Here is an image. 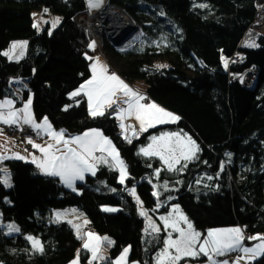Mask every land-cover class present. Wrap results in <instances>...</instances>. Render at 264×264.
Masks as SVG:
<instances>
[{
  "label": "trees",
  "instance_id": "1",
  "mask_svg": "<svg viewBox=\"0 0 264 264\" xmlns=\"http://www.w3.org/2000/svg\"><path fill=\"white\" fill-rule=\"evenodd\" d=\"M258 1L110 0L143 29L142 39L123 51L106 39L103 50L112 70L131 84L143 83L151 101L179 116L178 122L128 137L129 143L117 104L92 116L84 94L70 95L92 74V34L75 20L89 9L88 0H0V98L21 105L33 97L35 117L49 118L70 136L100 129L129 172L121 184L119 170L100 165L75 192L34 163L7 160L12 185L3 183L0 167V264H69L78 256L87 264L91 253L73 225L53 219V210L72 206L86 213L92 231L112 238L110 254L93 264H114L129 245L131 259L155 264L168 231H145L131 186L151 213L159 211V199L163 212H169V203H178L201 237L210 229L237 226L244 227L246 238L264 234V34L252 28ZM41 9L62 17L58 27H33V14ZM16 39L26 40L28 49L26 56L12 60L2 53ZM235 56L240 59L231 62ZM254 66L258 76L252 87L245 86L242 74ZM18 78L23 81H14ZM169 131L191 137L198 146L183 171L170 172L159 157L140 151L151 137ZM154 181L159 197L153 195ZM165 183L172 188L165 190ZM105 205L118 210H104ZM13 221L18 233L7 232V222ZM29 236L40 241L42 252ZM251 264H264V254Z\"/></svg>",
  "mask_w": 264,
  "mask_h": 264
},
{
  "label": "snow or ice",
  "instance_id": "2",
  "mask_svg": "<svg viewBox=\"0 0 264 264\" xmlns=\"http://www.w3.org/2000/svg\"><path fill=\"white\" fill-rule=\"evenodd\" d=\"M89 8L99 7L102 0H88ZM206 7V5H199ZM47 9L44 12L47 13ZM35 15V14H33ZM59 18L52 21V28L59 24ZM48 23V21H44ZM34 28H38L39 24L34 23ZM51 34V33H50ZM27 42L19 44L14 43L11 49L2 53L9 59H19L23 56V49L26 47ZM94 47V44L89 45ZM245 46L254 47V43L245 42ZM19 48L21 51L15 55L13 53ZM159 67V66H158ZM227 67V61H225ZM92 76L80 88L71 93V96H78L83 93L88 98L90 114L92 116L104 115L106 106H111L115 103L114 97L118 92H122L127 99L124 103L126 108H117V116L123 121L126 118L134 117L139 123L140 132L147 131L148 128L155 127L157 124H165L175 122L179 117L174 116L172 113L160 108L155 103L143 104L144 96L131 89L115 74H109L107 67L100 64L98 58L91 66ZM30 103L24 105L21 109H15L13 101L10 99L0 100V124L9 127L22 125L30 126L37 134H47L54 143L42 146L34 143L31 139L27 143L31 144L33 148L38 149L42 153V157L38 160L35 156L32 157V163L36 164L45 174L60 177L69 187L73 185L75 180H83L84 173L91 172L95 175V169L98 163L109 164L110 167L118 169L120 173V183L123 184L127 176V170L123 161L119 158V153L112 145V142L98 130H90L81 136L65 139L64 131L59 132L52 129L51 124L45 117L42 123H37L30 111ZM122 129L132 128L131 125L125 126L122 122L120 124ZM22 130V129H21ZM3 129H0L2 132ZM135 135V129H132ZM131 143V139L125 136ZM152 143L147 147L141 148V153L145 156H157L166 165L168 171H183L187 167V161L195 158L196 152L199 150L195 141L191 137L181 135V133H162L159 136L151 137ZM62 145L63 147H58ZM74 145V146H73ZM10 151L7 144L0 145V161L4 159H25V157L18 153H13L11 156L4 155L3 153ZM101 153L100 156L95 153ZM107 153V157L103 155ZM108 157H111L109 161ZM184 161L185 163H181ZM180 165V168L176 166ZM155 174L159 176V170ZM3 183L9 185L10 175L7 170H4ZM211 179V177H208ZM168 190L167 183L162 186ZM131 194L135 196V189L131 190ZM154 196L159 197L158 192H153ZM168 199H172L169 197ZM137 202L140 203L137 197ZM159 207V204L157 205ZM142 207V206H141ZM57 218L62 214L57 213ZM140 215L144 216L148 223L145 229L146 232L159 233L160 227L151 219L148 212L145 210L140 211ZM164 226L165 231L169 229L167 238L162 241L163 247L155 256V264H180V261L186 257L196 258L203 255L208 258L209 264H229L228 260L218 262L215 257L224 256L230 252H240L243 256H238L232 264H239L241 259L248 257L249 259L260 254H264V235H255L248 237L249 240L258 241L252 247L244 246L243 232L240 228H227L209 230L206 236L201 239V233L197 232L188 218L181 212L179 205H175L172 211L159 218ZM71 223V221H69ZM85 223H87L85 221ZM184 225L183 227L181 225ZM77 228L78 238L84 239L83 248L90 251L92 254V261L98 259H105L100 255V248L104 242L112 244L113 242L107 237H99L94 233H84L83 236L79 234V225ZM9 233L18 232L19 229L14 225H7ZM172 233H178L176 238H173ZM28 240L31 241L32 246L37 251H43V247L39 240L29 236ZM129 249L125 248L120 257L115 261V264H126ZM78 259L73 260L71 264H78ZM91 264V261H89Z\"/></svg>",
  "mask_w": 264,
  "mask_h": 264
},
{
  "label": "rangeland",
  "instance_id": "3",
  "mask_svg": "<svg viewBox=\"0 0 264 264\" xmlns=\"http://www.w3.org/2000/svg\"><path fill=\"white\" fill-rule=\"evenodd\" d=\"M110 0H107L101 7H108L109 5H108V2H109ZM262 3H264V0H262ZM100 7V8H101ZM114 8V7H113ZM116 8H114L113 10H115ZM48 10V9H47ZM97 12V10H94V11H88L87 10V12L86 11H84V12H79V14H77L76 16H75V20L77 21V23L83 28V29H86L87 30V28H84V26L85 27H87V22H90V21H87L88 20V18H89V16H92L93 14H95ZM34 14L35 15H33V21H34V23H38L39 24V27L37 28L39 31H41V30H43V29H45V28H47V26H48V29L50 30V31H52V30H54L56 27H58V25L62 22V17L59 15V14H55V13H53L51 10H48L47 11V13H45L44 12V9H41V10H36V12H34ZM262 17H264V11L262 12ZM56 18H59V20H60V22H59V24H57V26L55 27V28H52V21H54ZM132 18V17H131ZM260 22L258 23V24H260L261 22V29H259L260 31L262 30V32H264V19L263 18H261L260 17ZM44 21H48V23H44ZM91 23H92V25L93 24H96V25H99L101 22H99V21H92L91 20ZM135 23L137 24V28H135L134 30L132 29L131 31H130V33H132V32H134V33H136L137 35H138V40H134L133 38H131V37H129V32H127V35H122V37L120 38V39H110L106 34H104V35H102L101 34V36H99L98 34H96L93 30H91V34H92V43L91 44H95L96 45V48H97V50H99V54L100 55H104L105 56V54H104V50H103V47H104V44H105V41H106V39H108L109 41H111V43H113L114 45H115V47L116 48H118L119 50H126V49H128V48H130V47H132L134 44H136V43H138L142 38V35H143V29H142V27H140L139 25H138V23L135 21ZM95 26V25H94ZM96 27V26H95ZM97 28H100V26L98 27L97 26ZM22 42H27L26 40H24V39H16V40H14V41H12L11 43H10V46H8L4 51H3V53L4 52H7V51H9L10 49H11V46L14 44V43H16V44H19V43H22ZM27 49H28V43L26 44V47L23 49V56H26V52H27ZM21 50L19 49V48H17L16 50H15V52L13 53V55H14V57H15V55H17L19 52H20ZM92 54H94V52L92 53L91 52V54L89 55V59L91 60V55ZM23 56H21V57H19V59L20 58H23ZM105 59L107 60V58H106V56H105ZM12 60H17L16 58H13ZM225 61H227V59H224V65H225ZM108 63H109V61H108ZM109 66H110V64H109ZM227 67H229V64H228V61H227ZM110 70L111 71H114V70H112V68H111V66H110ZM116 72V71H115ZM247 77V74L246 73H244V74H242V79H241V81L244 83V81L247 79L246 78ZM14 81H16L17 83L18 82H22L23 80L21 79V78H18V79H15ZM130 86L135 90L136 89V91H138L139 92V94H141L142 96H144L145 97V99L144 100H142V102H144V104H148V103H153L151 100H150V98H149V95L148 94H146V92L144 91V84L143 83H140V82H136L135 84H131L130 83ZM71 94V93H70ZM118 98L119 97H117V100L115 101V103L114 104H112V105H115V104H117V106H116V108H122V105H123V103H121V101L120 100H118ZM123 101V100H122ZM111 105V106H112ZM108 107H110V106H108ZM106 111V110H105ZM104 111V112H105ZM119 121L122 123H124V120L123 121H121L120 119H119ZM129 125H133V127L132 128H129V131H128V133L130 134V132L132 133L133 131H132V129L134 128L135 130L137 129V126H136V123H134V121L133 120H129V123H128ZM2 128L4 129V126H2ZM26 129H30V128H26ZM121 130H122V132H123V135H125V136H127V135H129L128 133H125L124 134V131H123V129L121 128ZM6 132V134L10 137V136H14L16 139H18V136L19 135H17L16 134V132H8L7 130L5 131ZM136 133V132H135ZM142 133L143 132H137V134H135V136H140V135H142ZM164 133H177V131H169V132H164ZM178 133H181V132H178ZM183 133H181V135H182ZM161 135V134H160ZM105 137H107L111 142H112V140L108 137V136H105ZM128 137V136H127ZM29 138L28 137H26V138H20V139H18V141H22V142H25L26 143V148H27V150H29V151H31V150H33L32 149V145L31 144H29V143H27V140H28ZM42 139H44V137H42V138H40V139H38V140H42ZM31 140H36V139H33V138H31ZM150 143H152V141L150 142ZM149 143V144H150ZM148 144V145H149ZM112 145L114 146V144H113V142H112ZM115 148H116V150L118 151V148L116 147V146H114ZM118 153H119V151H118ZM197 154V153H196ZM196 156V155H195ZM119 158L123 161V163H124V165H125V167H126V170H127V176H126V179L124 180V183H126L127 182V179L129 178L128 177V175H129V172H128V166H126V164H125V162H124V160H123V158H122V156H120V154H119ZM182 162H184V161H182ZM164 165V164H163ZM166 166V165H165ZM179 165H177L176 167H178ZM118 170V169H117ZM9 174V173H8ZM10 175V174H9ZM119 177H120V173H119ZM4 178H5V176L3 177V180H4ZM154 183V186H156L155 187V189H154V192H158V188H159V183L158 182H156V181H154L153 182ZM168 183V182H167ZM9 185L11 186L12 185V182H11V175H10V180H9ZM77 186L78 185H76V187L75 188H71L72 190H74L75 192L76 191H80L79 189H77ZM167 187H168V189H171L172 188V186H170L169 184H167ZM135 189V196H133L132 194H131V190L132 189ZM129 193L132 195V197L135 199V201L137 202V197L139 198V196H138V192H137V189H136V187H129ZM159 193V192H158ZM169 197H173V196H169ZM139 201H140V203H138L137 202V204H138V206H139V208H140V211L143 209V210H145V211H147L148 212V215L151 217V219L160 227V229H161V231L160 232H163V230H165L164 229V226H163V223H162V221L159 219L161 216H166V215H168L171 211H172V208H173V206H175V205H179L178 203H176V202H172V204L171 203H169L170 205H169V207H171L170 208V210H169V212H163V199L162 200H158V204H159V211H157V212H154V213H151L145 206H144V204H143V202H142V200H141V198H139ZM142 206V207H141ZM179 208H180V210H181V212L187 217V215H186V213L184 212V210L182 209V207H180V205H179ZM103 209L104 210H107V211H109V210H111V211H117L118 210V208L117 207H115V206H113V205H105V206H103ZM53 219L55 220V222H56V220L57 221H65V222H69V221H71V224L73 225V227H74V230H75V232L77 233V228L75 227V225H79L80 226V229H79V234L81 235V236H83L84 235V233H87L88 232V230H90V228L88 227L89 226V223H90V221H89V218L87 217V215H86V213L84 212V211H82L79 207H75V206H72V207H66V208H57V209H55V210H53ZM57 213H61L62 215L59 217V218H57ZM145 218V217H144ZM188 218V220L190 221V219H189V217H187ZM146 219V218H145ZM85 221L87 222V223H85ZM191 222V221H190ZM147 223H148V221H147V219H146V227H147ZM9 224H12V225H14L16 228H18L19 229V231H20V227H19V225H17L14 221L13 222H7V225H9ZM182 227L184 226L183 224L181 225ZM146 229V228H145ZM194 229L197 231V229L194 227ZM211 230V229H210ZM18 231V232H19ZM168 231H171V230H168ZM209 230H207V232H208ZM7 232H9L8 231V228H7ZM17 232V233H18ZM11 233H16V232H11ZM148 233H150V230H149V232ZM152 234V233H151ZM259 235H264V234H259ZM103 237H107L109 240H111L112 241V238L111 237H109V236H107V235H102ZM172 236H173V238L174 237H177L178 236V233H172ZM167 238V237H166ZM253 241V242H252ZM250 242H252V243H257L258 241H254V240H251ZM83 243H84V239H83ZM113 244V243H112ZM112 244H108L107 242H104L102 245H101V247L102 248H100V255L101 256H103L104 258H107V256L110 254L109 253V251H110V247L112 246ZM125 248H128L129 249V252H128V255H127V260H126V264H141V262H139L137 259H134V258H130V256H131V253H132V251H131V246L129 245V246H126ZM124 248V249H125ZM123 249V250H124ZM122 250V251H123ZM122 251H121V253H122ZM121 255V254H120ZM120 255L118 256V257H120ZM235 256V255H234ZM118 257H116L115 259H114V261H113V263L115 264V261H116V259L118 258ZM91 259H92V254H91V257H90V260L89 261H91ZM104 259H98V260H95V262H100V261H103ZM218 261H221L220 260V258H218ZM95 262H93V263H95ZM198 262V261H197ZM89 263V262H88ZM201 263H203V264H205V262H201ZM185 264H193V263H191V262H189V260L188 261H186V263Z\"/></svg>",
  "mask_w": 264,
  "mask_h": 264
},
{
  "label": "crops",
  "instance_id": "4",
  "mask_svg": "<svg viewBox=\"0 0 264 264\" xmlns=\"http://www.w3.org/2000/svg\"><path fill=\"white\" fill-rule=\"evenodd\" d=\"M107 0H102V3H101V5L99 6V7H96V8H89V3H88V11H94V10H99L100 9V7L106 2ZM91 49V51H92V53L94 52V54H92L91 55V66H92V64L93 63H95L96 62V60H97V58H98V60H99V62H100V64H102V65H105L106 67H107V70H108V73L109 74H115L116 76H118L119 77V79L120 80H122L126 85H128L131 89H133L131 86H130V83L128 82V81H126L125 79H123L117 72H115V71H111L110 70V66H109V63H108V61L105 59V56L102 54V55H100L99 54V50H97V48H96V45L94 44V47H91L90 48ZM24 57V56H23ZM91 69V68H90ZM92 72V71H91ZM91 76H92V74H91ZM89 79H91V77L89 78ZM89 79H87V80H89ZM87 80H85L82 84H84ZM80 88V86L78 87V88H76L75 90H73L72 91V93L73 92H75V91H77L78 89ZM134 90V89H133ZM134 91H136V89L134 90ZM136 92H138V91H136ZM139 93V92H138ZM83 93H81L80 95H82ZM80 95H78V96H80ZM72 97H76V96H71V98ZM87 97V96H86ZM117 97H119L118 98V100H120L121 101V103H123V105H122V108H126L127 107V105L124 103V101L127 99V97H125L124 95H123V93L122 92H118L117 93V95L114 97V100L116 101L117 100ZM4 99H10V100H12L13 101V106H14V108L15 109H21V108H23L24 107V105L26 104V103H28V101L30 100L31 101V103H30V111H31V113H32V115H33V117L35 118V120H36V122L37 123H42V121H43V119L45 118H42L41 120H39L37 117H35V113H34V107H33V97H30L29 98V100H27V101H25L23 104H21V105H17V103H16V101L13 99V98H11V97H8V98H0V100H4ZM87 100H88V98H87ZM123 100V101H122ZM153 103H155L157 106H159L160 108H162V109H164V110H166L165 108H163L158 102L156 103V102H154V101H152ZM141 103H143L144 104V102H142L141 101ZM148 104H150V103H148ZM108 108V106H106L104 109H102L103 111H105L106 109ZM167 112H170V113H172L174 116H177V117H179L177 114H175L174 112H172V111H169V110H166ZM117 114V113H116ZM118 117V116H117ZM47 118V117H46ZM119 119V118H118ZM47 120H48V122L51 124V122H50V120H49V118H47ZM129 120H133L134 121V123H136V126H137V129L135 130V132H136V134H137V132H140V129H139V123H138V121H136L135 120V118L134 117H130V118H126V119H124V124H125V126H128L129 124ZM179 120V119H178ZM178 120L177 121H175V122H178ZM170 123H174V122H170ZM120 124H121V122H120ZM165 124H169V123H165ZM158 125H163V124H157L155 127H157ZM2 126H3V124H0V129H3L2 128ZM51 126H52V129L54 130V131H57V132H59V131H61V130H63L64 131V134H65V136H64V138L65 139H68V140H71V138H73V137H76V136H81V135H83V133L82 134H76V135H73V136H70V135H67V133H66V131L62 128V129H59V128H56V127H54V125L53 124H51ZM132 127H133V125H131ZM20 127H22V128H31L30 126H28V125H22V126H20ZM19 127V128H20ZM95 130H98V131H100L101 133H103L100 129H98V128H94ZM149 129V128H148ZM147 129V130H148ZM91 130H93V129H91ZM87 131H90V130H86V131H84V133L85 132H87ZM123 131H124V134L125 133H128V131H129V128H127V130H125V129H123ZM129 134V133H128ZM41 135V137L43 136L44 137V139H42V140H38V139H36V140H32L34 143H36V144H40V145H42V146H47V144H50V143H54V141H52L50 138H49V136L47 135V134H40ZM104 135V134H103ZM182 135H184V134H182ZM104 136H106V135H104ZM129 138H135V137H137V136H135L134 134H133V132L131 133L130 132V134L129 135H127ZM7 144V147H8V149H10V151H8V152H5V153H3L4 155H8V156H11L13 153H18L19 155H21V156H23V157H25V159H14V160H23V161H27V162H31L32 163V157L33 156H35L38 160L42 157V153L38 150V149H36V148H33L32 147V149L33 150H31V151H29V150H27V148H26V143L25 142H22V141H18V139H16L14 136H8L7 134H6V132H5V130L3 129V131L2 132H0V145H4V144ZM74 146V145H73ZM58 147H63L62 145H59ZM95 155H97V156H100L101 155V153H99V152H97V153H95ZM103 155H105L106 157H107V153H104ZM108 159H109V161H111V157H108ZM7 160H11V159H4V160H2V161H0V167H3L4 165H5V163L7 162ZM36 165V164H35ZM100 165H109V164H104V163H98L97 164V167H96V169H95V172H96V170L98 169V167L100 166ZM37 166V165H36ZM38 168V167H37ZM3 169L4 170H7V168H5V166L3 167ZM38 170H40V172L43 174L44 172L43 171H41V169L40 168H38ZM7 173H9V172H7ZM45 174V173H44ZM88 174H92L91 172H86V173H84V179L83 180H75L74 182H73V185L71 186V188H75L76 187V185L79 183V182H82V181H84L85 180V178H86V176L88 175ZM52 176V175H51ZM4 177V176H3ZM54 177V176H53ZM56 177H58V176H56ZM61 181H62V183L64 184V185H66V186H68L60 177H58ZM69 187V186H68ZM70 188V187H69ZM227 228H240L241 230H242V232H243V236L245 237V239H244V241H243V243H244V246L245 247H252V246H254L256 243H252V242H250L251 240H249L248 242H247V238H246V236H245V229H244V227H242V226H237V227H227ZM227 228H216V229H227ZM170 230V229H169ZM211 230H215V229H211ZM88 232H91V233H94L95 235H97V236H99V237H103L101 234H97L96 232H94V231H92L91 229L90 230H88ZM87 232V233H88ZM198 232V231H197ZM206 234H207V232H206ZM206 234L203 236V237H201V239H203L205 236H206ZM174 238H176V237H174ZM84 242H85V240H84ZM102 248V247H101ZM91 253V252H90ZM230 253H233L234 255H235V258H233V259H231V260H228L229 261V264H232V262L233 261H235L236 259H237V257L238 256H243L244 254L243 253H240V252H230ZM261 255V254H260ZM260 255H257V256H255V257H252V258H248V257H245L244 259H241L240 260V262H239V264H251V263H253L256 259H258V258H260ZM201 256H203V255H200V256H198V257H201ZM79 257V256H78ZM198 257H196V258H198ZM205 257V256H204ZM219 257V256H218ZM218 257H215V259L218 261ZM186 258H188V259H190L189 260V262H191V263H193V264H203V263H201V262H197V260H196V258H191V257H186ZM186 258H184V259H186ZM75 259H77V258H75ZM74 259V260H75ZM183 259V260H184ZM194 260V261H193ZM196 260V261H195ZM73 261V260H72ZM71 261V262H72ZM182 261V260H181ZM71 262L69 263V264H71ZM93 262H95V260L94 261H92V259H91V264H93ZM218 262H222V261H218ZM78 264H83L82 262H81V260H80V257H79V259H78ZM87 264H89V263H87ZM205 264H209V262H208V258L206 257V260H205Z\"/></svg>",
  "mask_w": 264,
  "mask_h": 264
},
{
  "label": "built area",
  "instance_id": "5",
  "mask_svg": "<svg viewBox=\"0 0 264 264\" xmlns=\"http://www.w3.org/2000/svg\"><path fill=\"white\" fill-rule=\"evenodd\" d=\"M108 7H101L100 10H98L95 14H93L92 16H89L88 20L87 21H90V22H87V27L84 26V28H87V30L90 29V26H97L100 28H97L99 29V32L96 34H98L99 36L104 35L106 34L109 38H110V34H111V30L114 29V28H119V29H122L120 28V25H122V20H120L119 18V15L123 16L125 18V20H130V19H133L130 17V15L128 14V12L123 9L122 7H118L116 6L115 4L111 3L110 1L108 2ZM116 8L115 10H113L114 8ZM264 11V3H262V0H259L258 1V13L256 15V19H255V23L252 25V28L254 30H256L257 32H260V33H263L262 30L260 31L259 29H261V23L258 24L261 20H260V17L264 19V17H262V12ZM82 13V12H81ZM100 17V18H99ZM91 20L92 21H99L101 22L99 25H96V24H93L91 23ZM134 20V19H133ZM135 21V20H134ZM94 26V27H95ZM126 27V26H125ZM92 30V29H90ZM130 30H127V32H129ZM240 58L235 56L231 59V62H238ZM258 71L259 69L254 66L252 67L251 69H249L248 71H246L245 73L247 74V79L244 81V85L245 86H249V87H252V84L254 82V80L256 79V77L258 76ZM4 126V130L6 131H10V132H16L18 136V139L20 138H26L28 137L29 139L33 138V139H40L42 138L41 135L37 134L36 131H34L32 128L30 129H26V128H22V127H17V126H13V127H9L7 125H3ZM22 129V130H21ZM218 258H220L221 261H224V260H231L233 258H235L234 254L233 253H228L224 256H219Z\"/></svg>",
  "mask_w": 264,
  "mask_h": 264
},
{
  "label": "bare ground",
  "instance_id": "6",
  "mask_svg": "<svg viewBox=\"0 0 264 264\" xmlns=\"http://www.w3.org/2000/svg\"><path fill=\"white\" fill-rule=\"evenodd\" d=\"M101 9V8H100ZM99 9V10H100ZM98 11V10H97ZM100 18V17H99ZM119 18L120 20H122V25H120V28L122 29H119V28H114L111 30V34H110V39H120L122 37V35H127L126 31L127 30H134L135 28H137V24L135 23V21L133 19H130V20H125V18L121 15H119ZM126 26V27H125ZM90 29H92L95 33L99 32V29H97L96 27H92L90 26ZM88 30L91 32V30ZM129 31V37L133 38L134 40H138V35L134 32L130 33Z\"/></svg>",
  "mask_w": 264,
  "mask_h": 264
}]
</instances>
